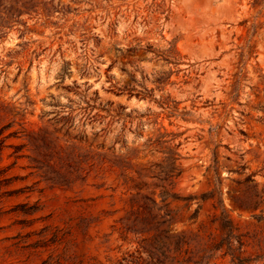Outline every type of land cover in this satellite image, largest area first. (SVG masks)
I'll return each mask as SVG.
<instances>
[{"label": "rangeland", "instance_id": "obj_1", "mask_svg": "<svg viewBox=\"0 0 264 264\" xmlns=\"http://www.w3.org/2000/svg\"><path fill=\"white\" fill-rule=\"evenodd\" d=\"M263 2L0 0V264H234L223 209L264 264V202L236 201L239 162L264 189ZM171 160L195 198L168 199L164 255L129 226Z\"/></svg>", "mask_w": 264, "mask_h": 264}, {"label": "trees", "instance_id": "obj_2", "mask_svg": "<svg viewBox=\"0 0 264 264\" xmlns=\"http://www.w3.org/2000/svg\"><path fill=\"white\" fill-rule=\"evenodd\" d=\"M264 3V2H263ZM230 94L233 97V101H235L238 96L240 95V92L236 89V85L233 86V89L231 90ZM222 126L220 124H216L212 127V132H215L216 135H220L222 131ZM1 134V130H0ZM162 135L157 139L162 141L160 138ZM152 140V139H151ZM222 144L218 143L215 145L214 149V168L217 173V179L220 183V177L221 175L218 172V167L220 165L219 161V147H221ZM3 149L2 141L0 140V155ZM243 159V156H242ZM160 170L156 173L155 176L160 180L161 184V204L157 203L156 200L150 196V195H142L144 199V203L140 205L141 213L143 215L142 219H138L136 217L132 224L129 226L130 230L138 231L140 229H144L145 227H150L158 232V248L163 252L164 255H166V251L169 250L168 242L164 241V238L170 239L169 236V228L168 226L173 221L174 217L172 215L173 211L170 208V202L168 201L169 198L173 199H183V200H192L195 197L194 196H187L184 198H181L175 191V183L174 179L180 174L179 168L175 165L174 160H171L169 164L165 165H159ZM247 165L244 162H239V167L237 169V172L240 174H244V178L238 182H244L247 185V191H248V197L246 199L243 198H236V201L240 203L242 206L246 207H254L257 208L260 203L264 202V189L260 188V183L256 181L255 173H247ZM216 199V193L215 191H212L211 193H206L201 196L202 200L205 199ZM218 203L222 205V199L220 197V194L218 196ZM218 221V228L222 232V237L220 240L215 242L213 245L214 250L216 251H222V249L225 247V255L228 254L232 257V260L234 264H244L245 260L242 257V244L240 246L237 245V242L240 240V236L235 233V226L233 224L232 219L229 217V215L226 213V211L223 209L221 212V215L216 219ZM140 222L143 223L144 226H140ZM177 238L176 245L179 247L181 244L182 237H175ZM240 243V242H239ZM161 263H164V261H160Z\"/></svg>", "mask_w": 264, "mask_h": 264}]
</instances>
